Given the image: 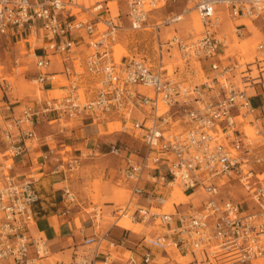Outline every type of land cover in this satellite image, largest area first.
Returning <instances> with one entry per match:
<instances>
[{"label": "built area", "instance_id": "obj_1", "mask_svg": "<svg viewBox=\"0 0 264 264\" xmlns=\"http://www.w3.org/2000/svg\"><path fill=\"white\" fill-rule=\"evenodd\" d=\"M111 1L124 3L127 27L120 9L109 6ZM166 2L184 6L178 14L150 20ZM190 10L198 15L202 30L182 36L171 26ZM222 10L237 22L233 34L238 39L244 36L245 23L264 20V0H97L91 5L0 0V35L10 29L27 32L42 52L33 80L42 88L47 81L59 82L56 94L22 104L17 113L12 102L0 100V264H39L47 256L45 240L29 231L36 180L11 173L14 160L35 138L39 117L55 122L60 133L76 119L118 122L120 132L143 143L144 154L130 152L137 157L129 156L119 170L130 197L115 215L151 230L125 264H166L155 256L169 259L170 252L204 264H215L219 257L230 264H256L264 257V40L256 44L250 61L241 55L233 62L230 55L220 58V49L227 45ZM169 27L172 31L162 39L160 30ZM126 29L155 35V63L131 53L114 58L113 47ZM77 34L87 37L82 59L74 46ZM174 51L183 66L169 72L165 60ZM51 56L64 63L60 74L49 71ZM195 63L209 71L200 82L185 78L195 73ZM3 81L4 91L12 93L10 82ZM109 152L120 156L127 147L113 143ZM55 160L53 172L67 173L80 164L71 156ZM232 183L244 191V200H234L230 191L222 194ZM174 187L201 198L186 207L172 203V210L165 211L164 192ZM63 193L69 202L76 200L68 187ZM100 212L93 210L96 223ZM107 236L101 238L115 245ZM96 242L93 235L84 245ZM85 257L74 264H94Z\"/></svg>", "mask_w": 264, "mask_h": 264}, {"label": "crops", "instance_id": "obj_2", "mask_svg": "<svg viewBox=\"0 0 264 264\" xmlns=\"http://www.w3.org/2000/svg\"><path fill=\"white\" fill-rule=\"evenodd\" d=\"M76 1L86 5L84 0ZM178 3H181L182 7L184 6L183 2ZM118 4L122 16L121 22L124 26H128V21L124 17L125 5L121 2ZM180 11L181 9H179L178 12H170L167 15L178 14ZM78 14H80V12H78ZM164 16H161V18ZM186 16H184V18H186ZM191 17L192 15H190V18ZM156 20H158V18L154 19V21ZM223 22L226 24L224 33L227 45L225 50L220 49L219 54L220 58L230 55L229 61L233 62L241 55L240 50L231 53L229 46L234 41L235 35L233 34V29L237 22H232L228 18L223 20ZM245 25H247L243 29L245 36L241 39H236L243 40L259 32L261 28L264 27V20L258 19L253 22H247ZM171 28L175 29L177 33H181L178 24L171 26ZM171 28H163L160 30L159 33L162 39L169 35L172 31ZM232 34L234 36H232ZM122 35L123 34L119 36L117 41V43L120 44L117 52L119 57L124 54V48L127 47L120 41L123 39ZM180 35L183 36L182 33ZM0 36L1 39L4 37L3 40L7 46L6 50L9 53L7 57L3 58L0 56V64L2 66L0 69V100L6 99L12 102V107L17 113L22 104L33 103L36 98L27 99V96L19 97L16 93L19 80L17 79V82V80L14 81L12 78L16 75H21L17 72V67L26 65L28 57L33 58L34 75L36 76L35 60L42 52L38 48V42L30 41L31 39L27 32L21 33L20 31L10 29L6 34ZM73 38L75 39V50L78 52L79 58L82 59L87 52L85 44L87 37L82 34H77L73 35ZM154 38L155 35L152 33V42ZM262 40H264V37L258 40L257 43ZM22 50L25 51L24 55L21 54ZM241 56L243 57V55ZM50 60L51 64L49 71L60 74L63 70L64 63H62L57 56H51ZM198 70H200L199 73L202 74L203 79L209 73L207 69L201 70L200 68H194L195 73L188 76L196 75ZM22 74L24 80H27L26 74L25 76L24 73ZM58 77L62 80L61 76ZM3 80L10 82L12 93L8 94L4 91L5 84ZM58 85L59 82L47 81L43 87L44 97L42 98L45 99L50 97L51 94H56ZM253 102L255 105L260 106L259 98H254ZM71 123L72 125L70 126ZM107 123L111 122L93 123L88 118L76 119L69 122L68 128L60 133L55 122L50 120L47 121L43 117H39L35 129V138L28 142L27 151L21 157L14 160L11 173L17 179L32 176L36 180L34 187L37 192V201L33 205L34 222L30 226L29 231L32 235L42 237L46 243L47 256L39 260V264H52L50 259H58L54 264H74L77 262V258L80 257L82 259L84 254H86L85 258H87V261L93 260L94 264H104L105 258L108 259L107 264H125L134 251L139 249L137 246L142 237L150 232L149 230L141 234L136 233L140 229L139 225L132 224L127 220H120L118 222L106 220L104 223H96L93 215L89 216L83 213L81 209L76 207L77 204L75 202H69L67 200L63 193L64 188L68 187L76 195L75 185H73L74 183L71 184V181H68V174L62 172V170H59V172L52 171L53 167L57 164L56 158L65 160L71 156L79 158L81 163L82 158L88 156L89 159L93 160L92 162L103 163L105 160L104 157L111 154L109 152L110 146L116 143V141L110 142L109 134L114 132V130L112 126H109ZM116 131L121 133L119 130ZM67 148H69V150H67ZM50 149L53 152L52 155L48 152ZM45 156H48L47 160L44 159ZM129 156L135 158L130 152H123L118 156L120 158V165L117 169L118 175L116 181L118 185L120 184L119 186L127 192L128 196L120 206L111 211V215L115 217V219H117L115 211L119 207L124 206L130 197L129 186L119 179V170L125 166V160ZM106 172L109 173V170H106ZM169 191L166 190L164 192L167 198L170 195L168 194ZM187 195L189 196L187 204L195 203L197 201L196 199L201 198V196H196L192 192H189ZM110 204L112 205L106 206H114L113 203ZM106 233L110 240H114L115 245L109 246L108 241L101 238ZM93 235L97 236L99 242L85 246V238ZM81 251L82 254H79ZM171 253L173 252L168 254L169 258H172ZM94 255L95 258L93 257ZM161 257L160 253H156V260H160ZM135 259L137 261L139 260L137 256H135Z\"/></svg>", "mask_w": 264, "mask_h": 264}, {"label": "rangeland", "instance_id": "obj_3", "mask_svg": "<svg viewBox=\"0 0 264 264\" xmlns=\"http://www.w3.org/2000/svg\"><path fill=\"white\" fill-rule=\"evenodd\" d=\"M86 2V5L92 4L95 0H84ZM120 3V2H119ZM184 4V3H183ZM109 6L115 10L116 7H114L113 2H109ZM182 4L181 3H172V2H166L164 6H162L157 12L152 14L150 20H154L156 18L159 19V17L167 15L170 12H178L179 9H181ZM188 7H191V4H189ZM223 14V20H226V16L224 14V11L222 10ZM196 13V12H195ZM123 20V18H122ZM180 32L183 34V36H189L192 32L193 34L198 33L200 30L198 29V19L196 18L195 14H192V17L186 16V18H183L180 22L177 23ZM226 24L223 22L222 27H225ZM127 27V26H126ZM193 29V30H192ZM191 31V32H190ZM180 33V34H181ZM232 36H234L232 34ZM245 36V35H244ZM243 36V37H244ZM3 37V36H2ZM123 39L122 41L123 45H126L127 47L124 48L125 52L124 54H133L139 57L149 58V61L151 63H155L154 55L155 51L153 50L155 48V44L153 45L152 42V33L151 31H133L130 29L125 30V32L122 35ZM264 37V27L261 28V30L255 34H253L250 37H246L243 40H238L234 36V41L229 45L231 49V53H234L235 51H241V55H243V61H250L252 60V56L254 55L255 50V44L258 40L262 39ZM4 37L1 39L0 36V56L7 57L9 54L6 50L7 46L4 43ZM118 44V43H117ZM116 44V45H117ZM120 45V44H119ZM241 47H243L241 49ZM247 48L246 50H244ZM249 49V50H248ZM244 53V54H243ZM21 54L24 55L25 51H21ZM8 59V58H7ZM173 65L180 63V60L178 59V55L176 51L173 52ZM8 61V60H6ZM25 61V60H24ZM20 62V61H19ZM8 63V62H7ZM180 66L183 65L180 63ZM192 66H195V68L199 69L198 63L192 64ZM17 72L21 75H16L12 79L14 81L18 82V90L16 92L19 97L27 96V99L31 98H42L44 97V88L41 87V85L37 82H35L33 79L35 78L34 75V67H33V58L28 57L26 61V65L24 66H18ZM200 70H198L196 75L193 76H181L180 78L185 77L187 80H190L192 82H200L203 80L202 74L199 73ZM24 76L26 74V79L24 80ZM255 73V72H254ZM20 76V77H18ZM115 122H113L114 124ZM72 123L70 124V126ZM246 131H248L251 134L252 129L249 126H245ZM119 130V128H118ZM110 136V142H115L117 144H121L122 146L127 147V153L129 152H136L138 156L143 155L145 152V147L143 143L138 139L134 138L130 135H127L125 133H119L117 131H114L109 134ZM69 150V148H67ZM137 157V156H135ZM103 158V157H102ZM105 160L103 163H96L92 162L93 160L89 159L87 157H83L81 160V163L73 170L67 172L68 174V181H71V184L74 183L75 185V192H76V200L74 201L77 204V208L81 209V211L89 216L93 215V210L96 207L101 208L100 214H98L97 218L99 223H104V221H116L115 217L111 215V211L115 209L116 207L120 206L122 202H124L127 199V192L118 185L117 179V169L120 165V158L117 155L110 154L108 156L104 157ZM106 170H109V173L106 172ZM68 182V183H69ZM222 194L225 195L227 191L231 192V196L236 201H242L245 199L244 191L241 189V187L237 183H232V187L225 186L223 188ZM169 191V190H168ZM181 192L177 187H174L172 190L169 191L168 194L169 197L167 198V202L164 206L165 211L172 210V203H179L180 207H186L187 202L189 200V196L187 195L188 192H181L184 194L182 198L176 195H180ZM119 195V196H118ZM121 195V196H120ZM119 197V199H117ZM250 202V201H249ZM110 203H113L114 206H106V205H112ZM251 203V202H250ZM103 210V212H102ZM98 212V211H97ZM128 218V217H125ZM140 229L136 232L141 234L144 231L151 230L150 227H146L144 224H138ZM174 253V254H173ZM172 258H161L158 260L159 262L166 261V264L177 262L178 264H204L203 262H194L192 258L189 256L182 257L177 252H173ZM79 254H82V251L79 252ZM223 257H219L217 260H214L215 264H230L231 261L228 259H225ZM58 259H50V262L54 264ZM82 260L80 257L77 258V262ZM256 264H264V257L259 259Z\"/></svg>", "mask_w": 264, "mask_h": 264}, {"label": "bare ground", "instance_id": "obj_4", "mask_svg": "<svg viewBox=\"0 0 264 264\" xmlns=\"http://www.w3.org/2000/svg\"><path fill=\"white\" fill-rule=\"evenodd\" d=\"M113 2V5H114V7H118V3L116 2V1H112ZM182 9H183V7L181 8V11H182ZM181 15L178 17V19L179 20H182L183 18H184V16H185V14L183 13H180ZM192 14H195L196 15V17H197V19H198V29L200 30L201 29V22H200V20H199V17H198V15L195 13V11L194 10H190V12L188 13V16H190V15H192ZM177 16V15H176ZM118 48H119V44H117V45H115L114 47H113V51H114V53H113V55H114V58L116 59V60H119V56L117 55V52H118ZM243 47H241V49H242ZM247 48H245L244 50H246ZM249 50V49H248ZM244 54V53H243ZM171 60H173V59H171V58H166V60H165V62H167V69H168V71L169 72H171V70L175 67V66H180V63H177V64H175V65H173V63H172V61ZM109 126H112V128H113V130L114 131H116V130H118V128H120V124L118 123V122H115L114 124L113 123H107ZM180 193V195H176V196H179L180 198H182L184 195L181 193V192H179ZM119 196V195H118ZM121 196V195H120ZM117 199H119V197L117 198ZM126 216H121L119 219H117L116 221L118 222V221H120V220H127L128 222H130V223H132V224H139V223H134V222H132L129 218H125ZM108 238H109V236H107Z\"/></svg>", "mask_w": 264, "mask_h": 264}]
</instances>
